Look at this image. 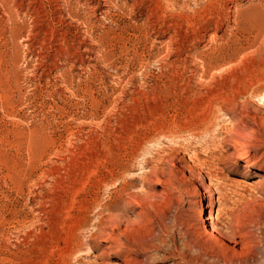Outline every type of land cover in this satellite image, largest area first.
Masks as SVG:
<instances>
[{"label": "rangeland", "instance_id": "rangeland-1", "mask_svg": "<svg viewBox=\"0 0 264 264\" xmlns=\"http://www.w3.org/2000/svg\"><path fill=\"white\" fill-rule=\"evenodd\" d=\"M0 264H264V0H0Z\"/></svg>", "mask_w": 264, "mask_h": 264}, {"label": "bare ground", "instance_id": "bare-ground-1", "mask_svg": "<svg viewBox=\"0 0 264 264\" xmlns=\"http://www.w3.org/2000/svg\"><path fill=\"white\" fill-rule=\"evenodd\" d=\"M234 185H238L242 188H247L249 186L246 182L244 181H235ZM210 187V186H209ZM208 188V187H207ZM206 188V189H207ZM199 189V188H198ZM204 189V190H206ZM214 190V189H213ZM208 191V190H207ZM199 202H198V210H197V217L198 221L202 226V230L204 233H206L208 236H218V227L216 225V210H214V204H219L222 200L223 197L221 194L217 193V197L214 199L213 197L207 198V194L205 191L199 192ZM210 196V195H209ZM245 200V199H244ZM205 201V202H204ZM224 201V200H223ZM262 202V201H261ZM215 204V206H216ZM221 205V204H220ZM244 205V204H243ZM237 206V205H236ZM220 208V207H219ZM225 208V206H224ZM221 209V208H220ZM219 209V210H220ZM218 210V209H217ZM218 210V211H219ZM227 210V209H226ZM229 210V209H228ZM227 210V211H228ZM231 211V210H230ZM221 212V210H220ZM219 212V213H220ZM234 212V211H233ZM222 214V213H221ZM218 217V216H217ZM219 218V217H218Z\"/></svg>", "mask_w": 264, "mask_h": 264}]
</instances>
